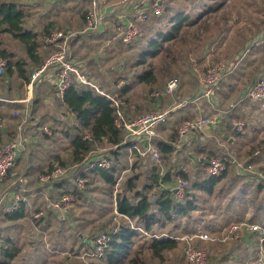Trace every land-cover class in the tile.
Here are the masks:
<instances>
[{
  "label": "rangeland",
  "instance_id": "obj_1",
  "mask_svg": "<svg viewBox=\"0 0 264 264\" xmlns=\"http://www.w3.org/2000/svg\"><path fill=\"white\" fill-rule=\"evenodd\" d=\"M21 1L28 3L27 9L30 11V14L25 19L24 26L39 32L43 31L46 23L53 21L52 27H58L54 29H63L77 33L84 27L82 16L83 12L89 7V1L87 0ZM174 5L187 9L191 14L190 17H196L207 5H213V7L221 5V8L218 11L216 10L213 13L207 14L204 18L203 21L208 23L209 27L205 30L201 29V33L204 36L202 41V43H204L203 47L201 50L195 49L194 53L192 51L190 55V59H197L196 57L200 59L202 58L199 65L200 71L199 74L197 73V76H195V70L190 69L191 65H188L190 64V60H188L189 58L187 56L180 58L177 64L172 63L170 70L167 68L169 58H165V52L156 57H149L148 61L153 62V68L157 73V82L153 84V86L157 88L167 82L171 77L178 76L183 86V95L191 94L199 86V77H205L212 66L220 63L228 65L230 61L234 59V56L238 54L237 51L242 50V48L251 40H257L259 36L264 33V0H174ZM171 15V13L166 14L156 27H162L164 25L169 27L168 23ZM189 29L196 31L197 25L192 26ZM81 38L83 39V37ZM84 39H87V37ZM0 40V47H4L8 51H14L16 59H27L28 55L24 44L18 38L13 36V34L2 32L0 34ZM113 40H116V38L114 37ZM113 40H108L106 42L103 40L101 44L96 47L90 46L88 40L83 44L81 53L85 54L86 60H90L95 53L97 56H103L98 59V62L91 63V72L101 75L107 71V73L111 75V71L117 72L116 69L119 67L118 65H121L123 62L131 63L132 61L137 60L141 49L139 51L135 48L126 50L121 49V47L116 45ZM168 44L169 43L165 45ZM41 51L44 55L46 54L42 47ZM247 58L244 63H247L249 60ZM143 67L144 66L136 67L134 70L136 69L135 71H139ZM181 67H183V70L180 69ZM256 67L251 70L248 68L246 77L250 75L252 78L254 72H258V66ZM110 68H115V70H109ZM27 69L28 71L30 70L29 67ZM128 70H130V68H128ZM246 77L235 81L233 80L236 89L230 93V98L223 99L221 104L223 110L226 109L228 111H233L230 109L231 105L235 104L236 107L237 104L240 103L241 106H239L236 111L237 113L240 112V117L246 123V126L243 129V136L239 137L235 142V145L231 146L226 137L212 131L206 133L203 140H196L195 142L187 144L180 152L171 153L169 156L164 155V157H162L163 154L161 153L160 160L156 162V165H158L157 169L162 172V175H164L165 171L169 172L172 174L171 181H175L180 176L177 172L182 169L188 171L190 183H193V174H197L200 169L199 167L196 168L197 166L195 167L196 162L200 157L204 158L202 156L203 153L199 151L200 146H196L199 141L204 142V146L207 148H215V151L218 154L228 153L233 150L231 155L239 162H248L247 159H249L251 154L250 160L255 164L256 169L259 170L262 167L264 157V104L249 99L243 101L239 100L242 97L240 95L243 91L242 88H244L242 83L245 82ZM12 78L13 85L11 89L12 93L10 92V94L15 96L17 93V95L25 96L26 89L21 86L22 80L16 77V75H13ZM2 83H0V89L3 91L6 86L5 83ZM221 84L222 83H220V85ZM149 88V86L139 82L134 84L131 96L133 100H136L139 103L141 110L154 108L146 99V94L148 93ZM223 89L225 91L226 87L223 86ZM228 105L230 106L229 108H227ZM48 108L49 104H45L41 101L36 108L35 114H42L41 125L52 124L54 126L51 128L53 135H49V137L53 136V139L45 140V146H41L40 148L35 147L34 150L38 153H45V156L55 152V154H59L64 158L66 165H76L77 163H73L74 160L71 161V157L73 156L71 153L72 149L70 147L69 138L65 136L64 132V128L67 129L68 125L56 121L54 118L52 120L50 116H44L43 113H45ZM195 113V116L201 115L197 114L198 112ZM235 113L236 112H234V114ZM178 116L179 113L176 114L174 118H171L172 120L168 121L166 127L163 128L166 131L164 133L165 138L170 139V134L174 131L175 127L178 126L179 123L175 120L178 119ZM48 119L50 120V123ZM17 120H21V118H18ZM160 134L162 133L160 132ZM227 135L229 136L230 132H227ZM101 146H106V144L102 143ZM109 146L110 145H108V147ZM193 148L196 151L192 150ZM256 149L261 150L259 155H253V151ZM205 155L206 158L212 157L207 154H204V156ZM152 165L153 163L151 161H147L146 163L141 162L139 167L124 171L121 177L122 179L120 178L121 180L118 182L117 186L107 184L97 172H93L90 169L89 174H87L90 183L86 187V196H81L71 206L68 218L63 219L54 213L53 210H49L46 207V201L39 205L40 209L44 211L40 217L42 218L41 223L43 224V221L45 223V219L50 217L49 221L59 225L60 229L57 231L58 233L54 232L53 234H51V231H45V234H42V240H37V243L29 242L28 237H25L26 233H24V230L27 232L26 229L28 227L34 226V230L36 229V231L37 228L42 227V224H38L32 217V215L37 212V206L32 209V215L30 214L29 218L25 219L24 223L21 225H17L11 220L2 219L0 215V250L1 246L6 242L5 238L10 235L18 237L17 243L21 245L22 250L14 263L39 264V260L41 259L40 256L42 254H38V252L42 250V244L47 242L51 249L50 255L47 257L49 264H80L81 258L78 255H75L76 248L73 246L74 243H77L75 232H83L89 235L93 230H99V232L104 231L99 227L101 224L99 215L102 211L105 212V217L107 219H111V224L113 223L112 225H114V223L123 222L119 216H113V204L110 195L113 193V190H116L117 193L121 192V194L133 197L136 189L144 190V186L150 182ZM193 168H195V170H193ZM132 175H138L136 189H128L126 186L127 178ZM259 177V171L245 170L241 172L236 166L231 167L227 172L225 179L215 187L213 194L196 190L195 196L198 197L197 201L199 207L197 210L193 211L190 216H176L174 220L165 222L164 226L161 224H155L154 230L158 234L163 233L167 236H175L178 239V245L175 248L165 250L161 257L156 256L150 248L152 236L140 231L133 238L132 252L127 258L134 256L135 253H139L140 257L142 256L147 264H191L186 255V248L189 245V241L194 247L206 251L208 255L207 264H246V257H244L245 263L240 257L230 258L231 254L229 249L230 247H234V243H228L229 241L226 242L222 240V233L225 228L223 225H229L230 223L237 221L239 222L247 212H249L250 215H263L264 217V184L260 185L258 188V184L262 182ZM171 181L162 184L161 187H168ZM61 183L62 185L60 188L62 190L68 187L73 188L74 185L68 179ZM2 188L3 186L1 189ZM56 189L58 188L56 187ZM160 190V188L153 187L149 189L148 194L152 199H155ZM243 192L250 193L248 198H242L244 197ZM257 207H259V210ZM69 222L73 226L70 225ZM216 223L220 224V226ZM217 227L220 228L217 229ZM68 232L72 233V238L68 237ZM200 232H208L214 239L201 240L197 235ZM39 238L40 237H38V239ZM30 244L36 247L33 252L28 248ZM221 255L223 258L218 259V256L221 257ZM254 255L255 253L253 256ZM259 255L260 261L258 264H262L261 252ZM1 256H3V253L0 251V257ZM38 257H40V259ZM23 258H25V260H22ZM91 262L95 264H108L107 261L101 260L99 257H95ZM249 263L252 264L250 260Z\"/></svg>",
  "mask_w": 264,
  "mask_h": 264
},
{
  "label": "built area",
  "instance_id": "obj_2",
  "mask_svg": "<svg viewBox=\"0 0 264 264\" xmlns=\"http://www.w3.org/2000/svg\"><path fill=\"white\" fill-rule=\"evenodd\" d=\"M90 8L86 13L87 25L84 30L77 33L70 32L63 29H52L44 35L46 44L54 46V49L47 56L45 61L36 67L30 75L28 81L29 96L25 99H13L4 95H0L2 102H22L32 100L35 87L38 85L42 77H44L50 70H54L57 75V89L58 95L64 97L66 90L73 84H79L92 89L96 93L106 97L115 109V125L121 129L123 133V140L120 144L111 146L114 149L127 148L129 152V161L132 166L137 159H151L154 162L160 160V152L156 147L155 138L157 136L158 127L167 123L172 114L179 108L185 106L192 100H183L174 103L167 108L156 107L136 115L131 113L129 107L133 108L127 99L126 95L122 93L123 87L126 85V79L121 78L116 83L113 89L107 88L100 82L87 68L78 61L73 54L71 48V41L78 34L82 33H98L102 30L108 14L115 13L116 23L114 25L115 38L122 40L124 43L132 45L143 34L141 23L148 20L151 16L163 14L170 0H88ZM120 9V10H119ZM259 43H264V35ZM8 59L0 56V75H3L7 70ZM235 65L216 64L212 66L207 72L206 76L202 78V88L197 95V99L202 97H211L216 88L224 79L233 72ZM181 80L178 77L170 78L163 87L154 89L151 95L156 98L172 97L180 90ZM196 99V100H197ZM249 99L257 103L264 104V71L259 78L249 85L241 101ZM235 108V104L231 105L230 109ZM27 111L26 113H28ZM225 112L228 110L225 109ZM29 114V113H28ZM13 115L18 117L19 111H14ZM218 116L201 115L196 118H185L177 126V134L181 140L178 146L183 145L185 139L195 131H202L206 126H216L219 123ZM75 125H79V120H75ZM238 130L243 131L246 123L244 120H236L234 122ZM4 126L3 118L0 116V132ZM22 129V127H20ZM43 131L52 135L53 131L49 127H45ZM86 140H91L92 135L88 131L83 135ZM24 142L22 140H12L8 143L0 145V181L5 180L11 169L15 166L19 156L20 148ZM261 150L257 149L255 155H259ZM111 154H105L104 151L98 152L96 148L92 149L88 156L81 162L68 166L64 164L60 158H55L51 166L39 176V186L45 187L46 191L53 190L58 182H64L66 179L70 180L79 189H85L89 181L87 173L82 172L85 165L88 167H104L110 168L113 164ZM264 160V158H263ZM205 173L209 176H221L229 171L232 166H236L241 172L245 170L259 171L260 180L264 181V162L262 167L258 170L253 162H239L233 156H212L205 159ZM130 166V167H131ZM129 170L126 169V171ZM84 173V174H82ZM195 176L197 174H194ZM194 176V177H195ZM15 188H11L0 195V213L13 212L21 209L23 202L26 199L25 193L31 188L28 185V180L24 176H20L14 183ZM190 185L189 178L180 175L175 181H171L168 185L174 192L177 200H182ZM117 191L115 192L116 196ZM78 200L77 194L64 191L59 194V197H46V207L53 210L59 217L66 219L69 217L71 206ZM116 200V198H115ZM43 210H39L34 214V217L39 219ZM115 212L118 215L121 213L117 208ZM257 232L259 234L262 248L261 260L264 264V224L259 222H234L225 231L222 240L226 241L231 238L238 239L242 235L243 229ZM141 229V228H139ZM42 230L39 233L42 234ZM201 240L214 239L208 232H200L197 234ZM110 236L106 232H101L96 239L90 243L78 255L82 260L87 261L95 257L102 256L109 248ZM188 241V239H187ZM186 248L187 259L191 264H207L208 255L205 250L194 247L189 242ZM88 264V263H86Z\"/></svg>",
  "mask_w": 264,
  "mask_h": 264
},
{
  "label": "trees",
  "instance_id": "obj_3",
  "mask_svg": "<svg viewBox=\"0 0 264 264\" xmlns=\"http://www.w3.org/2000/svg\"><path fill=\"white\" fill-rule=\"evenodd\" d=\"M220 6L221 5L213 7V5H207L196 17H190L191 14L187 9L174 5V0H170L163 14L158 16L153 15L148 20L141 23L143 34L132 45L124 43L119 38L116 39L117 44H119L122 49L135 48L138 51L141 49L136 61L123 63L122 66L124 71L116 78V81L121 78L126 79L127 83L123 87L122 93L126 95L130 104L133 99L129 92L134 88V84L139 82L150 87L146 94L148 103L155 108L160 106L159 103L164 97L160 99L151 95V92L157 89V87L153 86V84L157 82V73L153 68V62L148 61L149 57H156L165 52V58H169L168 70L171 69L172 63L177 64L180 58L186 56L189 58L188 60H190V64L188 65L193 64V60L190 59L192 51L194 53L195 49L201 50L204 44L202 43L204 36L201 33V29L205 30L209 27V24L203 20L207 14L213 13L216 10L218 11L221 8ZM29 12V9L22 3L13 0H0V34L2 32H9L20 39L25 44L29 57L40 65L42 59L38 51L40 45L38 39L39 34L24 26L25 19L30 14ZM168 13L172 14L169 20L171 25L169 27L166 25L156 27ZM84 16L86 18L85 13L83 14V17ZM52 25L53 22H49L45 26L43 33L46 34L50 32L53 29ZM195 25H197L196 31L189 29ZM262 35H264V33ZM167 43L169 44L165 45ZM0 56L9 58L8 71L13 72L15 65L22 77L27 76V69L23 65L24 62L17 60L13 61L14 54L12 52L4 47H0ZM201 59H199V62H201ZM140 66L144 67L139 71H135L136 69L134 70V68ZM128 68H130V70H128ZM180 69L183 70V67ZM165 83L159 88L163 87ZM64 101L76 114L80 122L79 125H73L74 137L71 144L73 147L72 160H74V163H81L88 156L89 152L96 148V144L102 145V143H108L110 146H113L122 142L123 133L114 123L115 109L106 97L96 93L90 88L76 83L66 90ZM180 101H183V99ZM136 103L137 113L147 111L141 110L139 103ZM129 109H131V107H129ZM175 128L176 130L174 129L172 140L177 138V127ZM88 131L92 135L91 140L83 138V135ZM66 132L68 134V131ZM157 143L163 154L162 157H164V155L169 156L174 151L172 143L164 140H160ZM199 151L203 153L202 156H204V154L211 155L212 153L204 148H200ZM119 154V151H113V164L110 168L96 166L93 167L91 171L97 172L107 184L115 186L122 171L128 168L127 162ZM204 157L206 158V155ZM61 161L66 164L63 159H61ZM204 163V161L200 162V169L197 175L195 177L193 176L194 182L190 183L186 195L182 200H177L175 198L174 192L170 187H161L162 184L171 181L172 174L169 172L162 175L156 167H152L150 182L144 186V190L136 189L138 175L129 176L126 180V186L128 189H136L133 197L121 194V192L116 193L117 208L121 213L119 217L123 222L114 223V225H112L111 219H107L105 217V212L102 211L99 215V219L101 220L99 227L104 231L99 232V230H93L86 236L93 240L96 239L97 235L101 232L109 234V248L102 256H99V259L107 261L108 264H147L142 256L140 257L139 253H135L134 256L127 258L132 252L133 238L140 231L152 236L150 248L156 256L161 257L165 250L175 248L178 245V239L175 236H167L163 233L158 234L154 230V226L155 224L164 226L165 222L174 220L176 216H190L191 213L199 207L197 201L198 197L195 196L196 190L205 191L208 194L214 193L215 187L225 179L228 171L221 176H209L205 173ZM177 174L186 178L190 177L188 171L184 170H179ZM89 183L90 181L87 182V185ZM262 184L264 183H259L258 188ZM61 185L62 183L58 182L56 187H60ZM153 187L161 189L155 199H152L148 194L149 189ZM64 191L73 192L80 198L81 196H86L87 188L82 190L74 186ZM110 196L113 204L114 190ZM24 204L25 201L19 210L4 212L7 218L11 220L22 218L24 216ZM113 208L114 204L112 206V211ZM113 214L114 217H118L115 213ZM34 219L37 222L40 221V219ZM75 237L82 243L75 251V255H80L84 250L82 247V238L80 233H76ZM3 249L5 253L4 257L0 258V264H14L13 260L19 254L20 248L10 244L9 246L5 245ZM93 259L87 261L80 259V264H95L91 262Z\"/></svg>",
  "mask_w": 264,
  "mask_h": 264
},
{
  "label": "crops",
  "instance_id": "obj_4",
  "mask_svg": "<svg viewBox=\"0 0 264 264\" xmlns=\"http://www.w3.org/2000/svg\"><path fill=\"white\" fill-rule=\"evenodd\" d=\"M13 1H17L19 3H22L25 5V7H27V5H28V3L21 1V0H13ZM51 1H54V0H51ZM88 4H89V7L86 9L87 11L90 8V2H88ZM86 10L83 12V14L87 13ZM116 18L117 17L115 15V13L114 14L109 13L107 18H106L105 24H104V26L100 32L78 34L71 41V48H72L74 57L78 61H80L91 74H93L100 82H102L109 89L114 88L115 83L117 82L116 78L118 76H120L121 72L124 71V68L122 66L124 62L121 65H118L119 67H117V69H116L117 72L111 71L112 74L109 75L106 71L105 73L98 75V74H95L94 72H91L92 69L90 68V66H91L92 62H98V59L102 58L103 56L99 55L100 56L99 57L95 53L92 55L90 60H86L85 54L81 53V48H82L83 44L86 43L87 40L89 41V44L92 47H96L97 45L101 44V42L103 40L105 42L108 40H113V38L115 37V32L113 29H114V25L116 23ZM83 21H84V27L82 29H80L79 31L84 30L86 25H87L85 16L83 17ZM50 22H53V21H50ZM48 23H46L45 26ZM168 24H169V26L171 25L170 23H168ZM45 26H44V28H45ZM26 28L33 30L32 28H28V27H26ZM44 28H43V31H44ZM52 28L54 29V28H58V27H52ZM33 31H35V30H33ZM43 31L42 32L35 31L39 34L38 39H39L40 45H39L38 51H39V54L41 55V59H42L41 62L42 63L45 61V59L50 54V52L54 49V46H51V45H48L45 43V41H44L45 33H43ZM262 36L263 35L261 34L257 40H253V41L251 40L245 47L242 48V50L237 51L238 54H236V56H234V59H232L230 61V63L228 64V65H233V64L235 65L233 72L230 73L224 79V81L221 82L222 84L216 88L215 92L213 93V95L211 97H202L200 99H197V95L202 88V84H201L202 77H199V80H198L199 86L191 94H188V95L184 94L183 95V93H182L183 86L181 83L180 90L174 96L175 98L168 96V97H164L163 100H161L162 102L160 101L159 107L167 108L174 103L176 104L178 102H181L180 101L181 99L186 100V101L192 100L194 98L197 99V100L194 99L195 101H193V100L190 101L185 106H183V107L179 108L177 111H175L172 114V116L170 117L169 121H171L172 120L171 118H174V116L179 113L178 119H175V120H176V122H178L180 124V122L185 118H196V117H198V116H195V114H196L195 112H198L197 114H201V115L218 116L219 121H220L216 126H206L202 131H195V132L191 133L185 139L183 145H181V146L177 145L178 143H181V140L178 137V134L176 136L177 138L172 140L173 139L172 135H173L174 131L170 134V139L165 138L164 133L166 131L163 128L166 127V125L168 123L161 125L162 127L159 126L158 130H157V136L155 138V142H156V147H157L158 151L160 152V156H161L162 152L160 151V149L158 147V143H157L160 140H164L166 142L172 143V145L174 146V151L172 152V154H173V153H177V152H180L181 150H183L187 144L195 142L196 140H200V141L203 140L205 138V134L208 132L214 131V132L219 133V135L226 137L228 143L231 146L235 145V142L238 140V138L243 136V134H244L243 131L238 130L234 125V122L236 120H242V118L239 115L240 112L237 113V111H236V109H238L239 106H241L240 103H238L237 106L232 109L233 111H228V112H225V110H223V107L221 106V104L223 102V99L230 98V95H231L230 93L234 89H236L234 81L247 76L246 72H247L248 68L251 70L252 68H255L256 66H258V70H257L258 72L257 73L254 72V76L252 78L250 77V75L248 77H246V79L247 78L248 79H247V81L245 79V82L242 83L244 85L243 86L244 88H242L243 91L240 93L241 96L244 95L245 89L249 85L254 83L258 79V77L262 74V72L264 71V43H259ZM81 37H83V39ZM86 37H87V39H84ZM113 42H115L116 45H118L120 47V45L117 44L116 40H113ZM24 46H25V44H24ZM41 47L45 50L44 51L46 53L45 55H44V53H42ZM25 49H26V47H25ZM121 49H122V47H121ZM10 52H12L14 54V51H10ZM26 52H27V50H26ZM27 55H28V52H27ZM43 55H44V57H43ZM6 58L8 59V63H9V58L8 57H6ZM196 58L197 59H192L194 63L191 64V66H190L191 70H195V72H194L196 74L195 76H197V73L199 74V71H200L199 70V65H200L199 59L200 58H198V57H196ZM246 58L249 60L247 61V63H244ZM16 60L24 62L23 63L24 67L26 69L29 67L30 70L28 71V69H27V74H26L27 76L22 77L19 74V71L15 65H14V71L13 72L8 71V65H7L6 72L3 75H0V83L3 82L2 84L5 83V86H6V88L3 91L0 89V95H4V96H7V97L13 98V99H25L29 96V89H28L27 84L29 81L28 79H30L31 72L36 67L40 66L42 63L39 65L38 63L33 61L29 57V55L27 56V59H25V60L16 59V57L14 55L13 61H16ZM239 67H240V69H239ZM192 68H194V69H192ZM205 68H204V70H205ZM256 69H257V67H256ZM109 70H115V68H110ZM7 74H8V76H7ZM117 74H119V75H117ZM9 75H11V76H9ZM13 75H16V77H18L19 79L22 80L21 86L26 89V95L25 96L17 95V93L15 96L10 94V92L12 93L11 89H12V85H13L12 84V82H13L12 76ZM126 83H127V81H126ZM223 86L226 87L225 91L223 89ZM132 90H133V88H132ZM132 90L129 92L130 95L132 94ZM41 101L44 102L45 104H49L48 110L45 113H43L44 116H50V118H52V120L54 118V119H56V121H60V122L64 123L65 125H68L67 129L64 128V132H65V136L69 138L70 147L72 149L71 153H73V147H72L71 141L74 137L73 125H75L74 122H75V120H77V116L69 108V106L66 104V102L64 101V97H60L58 95L57 75H56V72L54 70H50L44 77H42V79L40 80V82L38 83V85L34 89L33 98L31 101L30 100H26V101H22V102H2V101H0V116L3 118V121H4V126L1 129V134H0V145L8 143L12 140L24 139V142L20 148L19 156L17 158L15 166L11 169L8 177L5 180L0 181V195L3 192H5L11 188H15L16 185L14 183L17 180V178H19L20 176H24L27 178L28 185L31 188L28 192L25 193L26 199H25V204L23 207L24 208V216L22 218L17 219V220H11V219L7 218V216L5 215L6 213H4V212L0 213L2 219L11 220L12 222H14L17 225L18 224L21 225L22 223H24L25 219L29 218L31 211L35 206H37L36 211L42 210V209H40L39 205L43 204V202L46 201V197L48 195L51 197L57 198V197H59V194L63 190L70 188V187H68V188H64L62 190L60 187H57L58 189H56V187H55L53 190L46 191L45 187L39 186V176L42 173L41 171L47 170L51 166L52 161L57 157L63 159V161H64V158L59 154H55V152L54 153L52 152L50 154L51 156L50 155L45 156V153H38L34 150L35 147L40 148L41 146H45V143H44L45 140L53 139V136L49 137V135L46 134L43 131V129L45 127L52 128L54 126L52 124L51 125L50 124L41 125L42 114L41 115L35 114L36 108L38 107V104ZM136 102H137L136 100H132V102H131V106L133 108H131L130 110H131V113L134 115L138 114L137 110H136V104H137ZM229 107L230 106L228 105L227 108H229ZM14 111H19L20 115L18 117H15L13 115ZM27 111H29L28 112L29 114L26 113ZM234 112H236V113L234 114ZM139 113H141V112H139ZM206 113H211V114H206ZM18 118H21V120H17ZM48 121L50 123L49 119H48ZM20 127H22V129ZM175 130H176V128H175ZM66 131H68V134ZM160 132L162 134H160ZM227 132H230L229 136L227 135ZM200 141L196 146L197 147L200 146L199 149L204 148V149L210 151V153L212 152L213 154L211 153L210 156H219V157H225L227 155L232 156L231 154H232L233 150H231V152H228V153L218 154L215 151L216 150L215 148H213V147L207 148L204 146L205 143L200 142ZM105 144H106V146H101V144H96L97 151L98 152L104 151L105 154H111L112 158H114L113 151H119V153H120L119 155L122 156L123 159H125L129 169L139 167L141 165V162L146 163L147 161H151L153 163L151 168L152 167L157 168V166H158V165H156V162L152 161L151 159L150 160L149 159H147V160L137 159L135 161V163H133V165L131 166L129 158H128L129 152H128L127 148L121 147V149L120 148L114 149L111 146L108 147V145H109L108 143H105ZM192 150L196 151L194 148ZM235 150H236V148H235ZM256 150L253 151V155H255L254 152ZM236 154H238V153H236ZM45 157H47V158H45ZM205 159H206L205 157L204 158L200 157L199 160H197V162L195 161L196 162L195 167L197 166L196 168H198L200 166V162H202V161L205 162ZM250 159H251V154L249 156V159H247L248 162H252ZM71 161H73L72 157H71ZM262 162H264V160ZM232 167H234V166H232ZM128 168H126V169H128ZM90 169H92V167H88V165H85L82 172L86 171L87 173H85V174L87 175V174H89ZM126 169H124L122 171L121 176L118 179V182L122 179L121 178L122 174L124 171H126ZM193 170H195V168H193ZM160 173H162V172H160ZM165 173H166V171L164 172V174ZM194 174H193V176H195ZM118 182H117V184H118ZM262 182L264 183V181H262ZM117 184H116V186H117ZM2 186H3V188L1 189ZM115 191L116 190H114L113 213L118 215L115 212V208H116ZM243 193H244V197H242V198H244V199L248 198V196L250 195L249 192H243ZM257 209L259 210V207H257ZM118 216H120V215H118ZM32 217H33V219L35 218L34 215H32ZM241 217H243V216H241ZM39 219H40V221L37 222L38 224H40L42 222V218H39ZM49 219H50V217L49 218L47 217L45 219V223L43 221V224L41 223L42 227L37 228V231H36V229L34 230V228H35L34 226L28 227L26 229L27 232H25V230H24V233H26L25 237H28L29 242L31 241V243H33V242H36L37 240H42V237H43L42 234H45V231H47V230L51 231V234H53L54 232L58 233L57 231L60 229L59 225L54 224L53 222L49 221ZM250 219H253V220H250ZM242 221H248V222H252V223L253 222H259V223L264 224V217H263V215H258V216H256L255 214L250 215V213L247 212L246 214H244V217L239 222H242ZM69 224L72 225L70 222H69ZM231 224L232 223H230L229 225H225V224L223 225V226H225L224 231L222 233L223 235H224L226 229ZM217 225L220 226V224H217ZM219 228L220 227H217V229H219ZM39 230L43 231L42 234L39 233ZM243 230L244 231H242V235L240 238H238V239L231 238L229 240H226V242L229 241L228 243H234V247H230V249H229L230 250L229 252L231 254L230 258L232 259V258L240 257L244 262V260H245L244 257H246V264H250L249 260L251 261L252 264H258V262L260 261L259 260L260 259L259 253H260L261 248H262V243H261L259 234L257 232H254V231L247 230L245 228ZM75 233H77V232H75ZM67 235L69 238H72L71 232H68ZM80 235H81L82 242H83V246H82L83 248H86L88 245H91L90 243L93 240L90 237H86L88 234H86V233L84 234L83 232H80ZM38 237H40V238L38 239ZM5 239H6L5 240L6 242H5V244H3L1 246V250H0L1 253H3V256H1L0 258L4 257L5 252H4L3 248L5 245L9 246L10 244H13L14 246L20 248V252L22 251L21 245H19L17 243L18 237L9 235ZM72 242H73V240H72ZM81 244H82L81 241L77 240V243H74L73 246L75 248H77ZM42 247H43L42 250H40L38 252V254L39 253L42 254L40 256L41 259H40V257H38L40 259L39 264H49L47 261V259H48L47 257H49L51 249L49 248V245L47 242L42 244ZM28 248L30 251L33 252L36 247L34 245L30 244V246ZM20 252H19V254H20ZM254 253H255V255L253 256ZM19 254L13 260V263L18 258ZM219 258L222 259L223 256L222 255H221V257L218 256V259ZM22 260H25V258H23ZM14 264H21V263L16 262ZM24 264H31V263H24Z\"/></svg>",
  "mask_w": 264,
  "mask_h": 264
}]
</instances>
